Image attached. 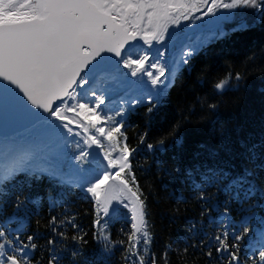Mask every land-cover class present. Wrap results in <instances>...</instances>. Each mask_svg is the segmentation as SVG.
Instances as JSON below:
<instances>
[{
    "label": "snow or ice",
    "instance_id": "obj_1",
    "mask_svg": "<svg viewBox=\"0 0 264 264\" xmlns=\"http://www.w3.org/2000/svg\"><path fill=\"white\" fill-rule=\"evenodd\" d=\"M194 11L201 14L193 16ZM237 14L245 22L226 31L224 25ZM182 20L189 27L193 20L202 23L190 32L170 31ZM261 24L264 0H0V264H90L82 252L88 233L75 216H51L47 237L28 233L36 214L29 206L40 200L32 196L31 182L42 178L65 196L72 189L90 195L92 239L103 241L110 255L114 248L121 251L122 264H172V242L153 249L147 197L131 157L139 145L165 150L180 143L179 129L187 119L181 116L155 143H147L145 133L130 147L123 117L145 105L151 121L197 51L229 32ZM255 58L253 53L248 60ZM233 79L236 85L230 83ZM243 79L241 72H229L213 85L214 91L223 93ZM206 107L215 111L218 106ZM243 147L252 167L234 172L208 162L185 169V183L204 205L201 216L218 213L217 220L209 221L215 234L194 222L189 225L202 237L204 264H264V152L258 144ZM209 188L226 199L213 202ZM233 205L239 220L232 216ZM120 221L130 226L120 229L126 241L111 238V226ZM65 228L73 230L74 243H65ZM183 252L188 253L187 246Z\"/></svg>",
    "mask_w": 264,
    "mask_h": 264
},
{
    "label": "trees",
    "instance_id": "obj_2",
    "mask_svg": "<svg viewBox=\"0 0 264 264\" xmlns=\"http://www.w3.org/2000/svg\"><path fill=\"white\" fill-rule=\"evenodd\" d=\"M240 19L245 18L237 14L225 25L231 27ZM247 22L251 23L250 12ZM253 53L256 58L250 62L248 57ZM261 53H264V24L229 32L197 51L190 64L180 69L175 85L169 90L163 106L152 114L151 121L145 105L127 112L123 131L130 147H136L145 133L148 134L147 143H155L163 132L180 122L181 116L187 119V123L179 129L180 143L169 144L165 150H149L146 145H139L131 157L133 172L147 197L148 219L155 233L153 249L159 251L172 242V264H204V258L199 254L202 237L193 233L189 225L194 222L203 226V231L211 235L215 234V225L209 221L218 219L215 210L210 216H201L204 205L193 198V191L185 183V169L193 164L211 162L225 170L238 172L245 165L252 167L246 160L243 145H262L260 151L264 152V55ZM229 72H241L244 79L238 86L227 88L223 93L215 92L213 85ZM230 83L237 84L234 79ZM209 103L217 104V109L207 108ZM18 179L24 182L25 177ZM30 191L33 197L39 196L40 200L38 206H29L36 213L30 218L29 234L35 232L47 237L46 225L51 216L61 219L65 215L75 216L76 222L88 233V242L82 246V252L90 264H122L121 251L114 248L110 255L103 241L92 239L93 202L83 193L72 189L65 196L64 191L53 188L47 178L33 180ZM47 193H52L56 201L50 208L45 198ZM207 195L212 197L213 202L226 199L223 194L217 198L215 188H209ZM179 197H184L186 202H178ZM12 212L9 207L7 214ZM261 214L264 215V212ZM232 216L237 220L240 218L235 205ZM122 227L130 230L124 221L111 226L112 240H127L120 231ZM64 231L69 234L65 243H74L70 239L73 230L65 228ZM39 243L43 244L44 240ZM186 246L187 254L183 252Z\"/></svg>",
    "mask_w": 264,
    "mask_h": 264
},
{
    "label": "rangeland",
    "instance_id": "obj_3",
    "mask_svg": "<svg viewBox=\"0 0 264 264\" xmlns=\"http://www.w3.org/2000/svg\"><path fill=\"white\" fill-rule=\"evenodd\" d=\"M225 2H228V0H225ZM203 10H206V9H204L203 6H202V7H201V11H203ZM200 14H201V12H196V11H194V12L192 13L193 16L200 15ZM188 22H189V21H184V20H182L181 23H180V25L172 26V27L170 28V31L175 32V31H178V30H184L183 32H190L192 28H191V27H185V26L187 25ZM191 22H201V23H202V21H196V20H193V21H191ZM183 26H184V28H183ZM166 35H167V34H166ZM103 143H104V145H105V148L107 149L108 142L105 141V142H103Z\"/></svg>",
    "mask_w": 264,
    "mask_h": 264
},
{
    "label": "bare ground",
    "instance_id": "obj_4",
    "mask_svg": "<svg viewBox=\"0 0 264 264\" xmlns=\"http://www.w3.org/2000/svg\"><path fill=\"white\" fill-rule=\"evenodd\" d=\"M242 23H244V22H242ZM225 30H226V29H225ZM157 46H158L157 48H160L161 51H165L164 48H161V47H160V44H159V45L157 44ZM167 58L170 60V59H171V55H170V56L167 55ZM115 99H117V98H115ZM106 103H109V101H106ZM109 114H111V113H109ZM101 139H102V141H103V138H101ZM103 142H105V141H103ZM93 149H94V146H93ZM97 151H99V150H97ZM100 158L103 159V153H100ZM104 163L106 164V161H105ZM49 197H50V195H48L47 198H48L49 201H51V200L49 199Z\"/></svg>",
    "mask_w": 264,
    "mask_h": 264
},
{
    "label": "built area",
    "instance_id": "obj_5",
    "mask_svg": "<svg viewBox=\"0 0 264 264\" xmlns=\"http://www.w3.org/2000/svg\"><path fill=\"white\" fill-rule=\"evenodd\" d=\"M126 72H129V74H130V70H126ZM130 78L131 79H135V78H132V77H130ZM144 79L147 80V77L145 76Z\"/></svg>",
    "mask_w": 264,
    "mask_h": 264
}]
</instances>
